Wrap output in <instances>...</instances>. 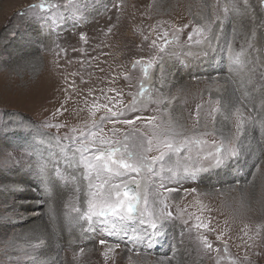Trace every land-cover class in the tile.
<instances>
[{
  "label": "rangeland",
  "instance_id": "1",
  "mask_svg": "<svg viewBox=\"0 0 264 264\" xmlns=\"http://www.w3.org/2000/svg\"><path fill=\"white\" fill-rule=\"evenodd\" d=\"M51 2L65 4V0ZM40 3L0 0V145L12 163L5 164L4 171L18 170L31 178H25L26 185L34 187L41 200L38 207L27 209L37 217L11 226L15 217L8 210L22 196L9 198L8 188L15 180L0 182V187L7 186L0 191V260L28 264L35 256L37 264H264V131L259 127L264 122V5L260 0H249L247 9L239 0L238 12L230 11L222 26L213 25L217 38L211 47L197 43L204 40L197 29L217 16L224 19L223 7H231L230 0H78L71 10H29ZM165 32L170 41L167 50L175 55L164 59L163 80L156 68L145 77L143 63L135 68L133 63L156 57L158 48L151 42L156 40L159 46L158 37ZM241 52L244 64L234 67L230 57ZM141 82L147 89L143 96L139 95ZM113 88L123 94V104L136 97L140 110L134 115L143 118L136 127L147 137L155 124L174 125L177 131L182 126L190 136L214 128H222L225 135L234 133V117L225 120L224 115L231 116L239 107L245 117H251L242 137L245 147L230 164L199 173L196 180L168 179L167 173L154 178L151 193L159 192L165 199L172 218L164 221L151 242L143 236L146 226L139 223L112 234L99 221L81 220L85 235L63 245L67 224L62 228L63 220L57 219L53 235L47 204L58 202L67 192L65 213L75 215L74 207H86L88 181L82 168H67L57 155L53 159L59 164L50 165L52 183L46 186L34 168L29 170V163L37 159L34 149L48 156L50 137L41 133L78 135L72 129H85L98 120L104 110L92 116L94 100L109 103L105 97H115L109 91ZM21 120L30 127L20 126ZM112 127L106 121L104 135L111 137ZM115 127L119 129L115 139H122L126 126ZM202 138L219 141L220 135ZM147 154H158L155 145ZM210 163L204 160L202 166L209 168ZM161 183L173 191L160 188ZM30 198L34 197L26 199ZM201 222L208 229L195 226ZM34 224L43 231L28 236ZM205 238L211 250L204 247ZM23 242L32 250L23 252L19 247Z\"/></svg>",
  "mask_w": 264,
  "mask_h": 264
},
{
  "label": "snow or ice",
  "instance_id": "2",
  "mask_svg": "<svg viewBox=\"0 0 264 264\" xmlns=\"http://www.w3.org/2000/svg\"><path fill=\"white\" fill-rule=\"evenodd\" d=\"M264 5V0H260ZM239 0H230V5L223 7L225 14L224 19L219 16L215 20L200 27L197 31L204 36L203 41L211 47V41L217 38L213 34V25L222 26L228 19L230 11L238 12ZM244 7H249V0H242ZM78 0H65L64 5H57L51 0H41L39 5L29 6V10L40 8L42 10H51L53 8L64 7L69 10L77 8ZM78 10V9H77ZM207 33V35H204ZM168 33L158 37L162 43L157 46V41L151 42L154 48H158L157 56L147 62L142 60L135 61L133 68L137 64L143 63V73L147 77L149 69H159L163 80V62L165 57H172L175 52L168 51L170 41L167 39ZM147 39V37H145ZM191 39V34L189 35ZM229 50L231 45H228ZM207 55V53H204ZM243 53H236L230 57L234 67L240 68L244 64ZM127 79V77H125ZM159 87H163L161 84ZM103 91V90H101ZM115 92V97H105L109 103L97 104L94 100L91 115L95 116L96 111L101 108L104 110L103 115L99 119H94L91 125L85 129H72V132H78V135L59 134L52 135L50 133H41L40 135L48 136V156L45 157L39 149H34L38 154L35 161H30L29 170L35 169L36 174L41 178L42 183L46 186L52 183L49 176L50 165H58L59 160L53 157L59 155L63 158L64 164L70 169H83V179L88 181L86 207L82 210L80 207H74L72 213L75 215L65 214V220L69 224H75L81 220L99 221L105 226V230L112 234L119 231H125L129 224L139 223L144 228L143 236L151 242L152 238L163 228V223L172 218V212L168 211V205L165 199L161 198L159 192L152 195L151 189L154 186L153 180L156 177H162L167 173L168 179L180 180H196L199 173L207 172L212 168L225 167L234 159H237L243 148L245 147L242 137L245 134V123L251 121V117H245L239 107L235 108L232 115H224L225 120L234 117V133L224 134L223 129H213L212 132L203 131L196 135H185L182 126L177 131V126L168 125L161 127L155 124L151 137L145 136L136 127L137 121L143 119L134 115L138 109L137 99L132 97L130 104H123V94L117 92L116 89H109ZM147 89L143 82L140 84L139 95L143 96ZM248 93H245L247 97ZM111 103V106H110ZM122 105V106H118ZM219 109H213L218 112ZM227 111V108L225 109ZM132 114V118H127ZM155 121V117L150 118ZM216 117L213 115L212 120L215 123ZM110 122L113 127L111 129L112 136L104 135V124ZM12 121H9L11 123ZM199 123V117H197ZM119 124L126 126L123 131L122 139H115L119 134V129L115 126ZM22 127H30L25 125L24 121H19ZM45 127H63V125H49ZM261 131H264V122L259 125ZM219 133L220 140L212 139L211 141L202 137L215 136ZM39 144L44 145L45 141L40 140ZM211 148H208V145ZM53 145L56 151L53 150ZM155 145L157 155L149 156L147 153L153 151ZM195 152V155H193ZM70 154V155H69ZM9 157L11 154H8ZM211 161L209 168L202 166V161ZM19 163L18 161L16 162ZM7 164V160L5 161ZM159 167V172L157 171ZM4 168L0 167V171ZM56 175H60L59 168L55 169ZM72 179H76L75 176ZM160 188L171 192L172 189L165 188L164 184H160ZM7 190V186L0 187V191ZM12 191H24V189L13 188ZM151 197V198H150ZM51 211V231L56 234L57 217L54 211ZM199 220V217H197ZM187 223V221L185 222ZM198 228L208 229V224L199 223L195 225ZM219 239V237H218ZM104 243V241H101ZM39 247V245L32 246ZM204 247L211 250L212 244L204 239ZM227 251V245H225ZM28 264H37V257H32ZM42 264H48L43 261ZM235 264V262H233Z\"/></svg>",
  "mask_w": 264,
  "mask_h": 264
},
{
  "label": "bare ground",
  "instance_id": "3",
  "mask_svg": "<svg viewBox=\"0 0 264 264\" xmlns=\"http://www.w3.org/2000/svg\"><path fill=\"white\" fill-rule=\"evenodd\" d=\"M3 148L4 147H2L0 145V167L2 165V167L5 169L6 168V165H5V161L6 160H7V166H10L12 163H10L8 161L9 159L7 158L6 154H4L5 153V150ZM25 178H29V177H25ZM25 178H24V175H21L18 172V170L11 171V172H7V173H5L4 170L3 171H0V182H3V181L4 182H10V181L13 182V180L16 181V182H13L10 185V187L8 188L9 191H10V193L12 194V196H9V198L14 197V194H15V196L16 195L22 196L21 197L22 199H19V201H17L18 203L15 204V205H13V208L12 209L8 210V211H10V215H13L15 217V219L9 223L11 226L20 225L21 223H26L29 219L38 216V214H34V212L31 213V212L27 211V209L36 208V207H38V205H41L40 204L41 203V200L38 199L39 197L38 198L36 197V195L39 196V193H37V192L34 191V187H28V185H26V183H28L29 181L25 180ZM29 179H31V178H29ZM33 181H34V178H33ZM33 181L31 180L30 182L32 183ZM35 181L37 182L36 179H35ZM13 188H17V189H21L22 188V189H24V191H22V192L21 191H12L11 189H13ZM44 193H46V192L44 191ZM58 193H60V192H58ZM27 197H34V198L26 199ZM68 199H69V194L67 192H65V193H63V196H61V195L59 196L58 202H55L54 204L53 203L52 204L51 203H48L47 204V207H46V210L49 212V215L51 213L50 210H52V211L55 212L56 215L58 214V218L57 219H60V220L62 219L63 220V222H62V228H63V225H66L67 224L66 225V228H65V234H62L66 238V239L64 238L65 239V242H64L63 245L72 244L73 241L75 240V237H78V235H80V236H84L85 235L82 232L84 230V228H83V225L80 222H77V223L73 224V227H71V224L69 225V223H67V221L65 220V214L66 213H65L64 204L67 203ZM21 209L22 210L25 209V211H24L25 213L22 214V211L21 212L19 211ZM43 214H45V213L43 212ZM64 220H65V223H64ZM28 222H30V221H28ZM31 227H33V226H31ZM42 231H43L42 229H38L37 225L34 224V227L33 228H29V232L27 234L29 236L30 234H33V233H42ZM74 231H75V233H73ZM27 244H28V242L26 244L23 242V243H21V246H19L23 252L24 251H27V250H32L31 248H28L27 247ZM29 244H30V241H29ZM30 246H36V245H33V243H32V244H30ZM157 248H158L157 246H154L153 247V249H157ZM0 263L1 264H5L6 261H4L3 259H1L0 260Z\"/></svg>",
  "mask_w": 264,
  "mask_h": 264
}]
</instances>
